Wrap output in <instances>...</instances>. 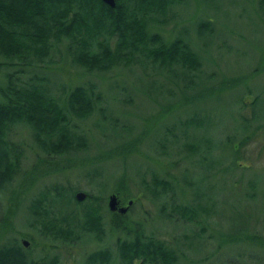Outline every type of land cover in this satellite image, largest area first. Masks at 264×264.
<instances>
[{"label":"rangeland","instance_id":"374dc122","mask_svg":"<svg viewBox=\"0 0 264 264\" xmlns=\"http://www.w3.org/2000/svg\"><path fill=\"white\" fill-rule=\"evenodd\" d=\"M260 8L259 0H182L173 6L165 24L153 31L165 42L181 37L195 51L200 67L191 73L174 66L171 74L146 63L142 69L117 66L105 73H85L67 63V57L46 64L41 74L51 79L50 86L93 83L102 96L100 109L86 120L71 121L76 133L85 135L86 150L51 157L47 163L29 127H11L8 139L19 143L22 155L15 176L0 192V246L24 241L23 250L36 264L53 256L58 264H84L90 252L107 248L108 264H122L115 244L138 230L144 237L153 234L173 250L175 259L169 264H264V9ZM201 20L210 24L197 33ZM138 135L136 152L125 160L116 156L95 160L121 140ZM80 158L91 161L40 175L49 164L59 168ZM154 178L168 183L171 193H160L153 200L144 188ZM119 179L122 189L115 192L113 183ZM53 182L101 196L102 233L79 231L71 240L51 238L27 223L29 198ZM113 194L117 207L131 202L123 218L110 221L106 203ZM9 204L10 215L5 210ZM173 205L181 206L178 212L192 209L196 217L185 220L174 213L169 217ZM6 216L8 223L3 220ZM132 264H142V258H133Z\"/></svg>","mask_w":264,"mask_h":264},{"label":"trees","instance_id":"16d2710c","mask_svg":"<svg viewBox=\"0 0 264 264\" xmlns=\"http://www.w3.org/2000/svg\"><path fill=\"white\" fill-rule=\"evenodd\" d=\"M113 2L112 7L101 0H0V74L3 77L0 85L1 193L15 176L22 155L17 146L19 143L13 144L7 136L15 124L29 127L34 145L43 153L41 158H45L46 163L53 160L51 157L59 158L86 150L85 135L76 133L71 121L86 120L98 112L101 93L90 82L75 87H64L61 82L50 86L51 79L41 74L46 64H54L67 57V63L85 73H105L113 67L128 69L145 63L171 74L174 66L188 73L199 70L198 55L181 37L165 42L160 34L153 31L164 23L167 12L182 4V0ZM259 7L264 9V0H259ZM209 24L206 20L199 21L196 32ZM54 87L56 91L53 92ZM140 139L138 135L129 141L121 140L120 145L97 154L95 160L116 156L123 161L125 156L130 157L136 152ZM72 161L70 165L64 164L59 168H51L49 164V168L40 175L85 166L91 160L80 158ZM36 169L34 167L32 173ZM121 182L119 179L113 183L115 192L122 189ZM164 184L154 178L145 184L144 189L155 200L160 193L166 195L170 192L166 188L168 183ZM76 192L78 188L66 182L45 185L44 190L28 200L25 207L27 223H32L51 238L71 240L79 231L93 235L102 233L100 195L83 192L85 196L79 202L73 196ZM179 206L173 205L168 216L173 217L174 213L188 220L195 215L192 209L178 212ZM11 208L9 204L5 209L9 215ZM107 213L110 221L124 216V213ZM7 219L8 216L3 220L8 223ZM0 223L1 226L3 221ZM139 233L136 230L131 238L117 240V257L122 264H132L133 258L139 257L142 264H154L155 256H160L158 264L172 263L170 261L175 259L171 257L172 249L165 248V244L155 239L153 234L144 237ZM23 247L22 242L19 245L17 241L1 245L0 264H36L30 261ZM108 255L107 248H99L85 256L84 264H108ZM41 262L58 264L54 256Z\"/></svg>","mask_w":264,"mask_h":264},{"label":"water","instance_id":"95a60500","mask_svg":"<svg viewBox=\"0 0 264 264\" xmlns=\"http://www.w3.org/2000/svg\"><path fill=\"white\" fill-rule=\"evenodd\" d=\"M103 3H106L107 5H110V6H114V2L113 0H101ZM74 198L77 200V201H82V199L84 198V193L83 192H76L75 194H73ZM129 202L131 201H127L126 202V206L124 207H117L118 206V200H117V197H116V194H113V195H109L108 198H107V209L111 212H114L117 211L119 214H123L126 210H127V207L129 205ZM23 245L26 244V242H22Z\"/></svg>","mask_w":264,"mask_h":264},{"label":"flooded vegetation","instance_id":"af4514ba","mask_svg":"<svg viewBox=\"0 0 264 264\" xmlns=\"http://www.w3.org/2000/svg\"><path fill=\"white\" fill-rule=\"evenodd\" d=\"M120 203V202H119ZM121 205V204H120Z\"/></svg>","mask_w":264,"mask_h":264}]
</instances>
